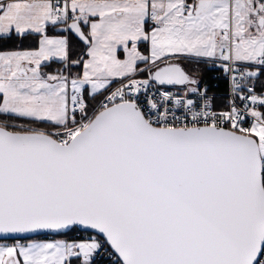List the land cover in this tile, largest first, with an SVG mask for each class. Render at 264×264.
<instances>
[{"label": "snow or ice", "instance_id": "obj_1", "mask_svg": "<svg viewBox=\"0 0 264 264\" xmlns=\"http://www.w3.org/2000/svg\"><path fill=\"white\" fill-rule=\"evenodd\" d=\"M0 264H264V0H0Z\"/></svg>", "mask_w": 264, "mask_h": 264}]
</instances>
